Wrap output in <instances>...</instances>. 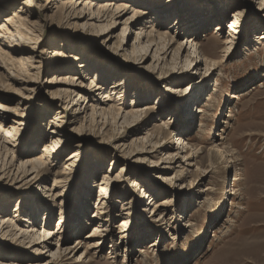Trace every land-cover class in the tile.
I'll return each mask as SVG.
<instances>
[{"label": "rangeland", "instance_id": "1", "mask_svg": "<svg viewBox=\"0 0 264 264\" xmlns=\"http://www.w3.org/2000/svg\"><path fill=\"white\" fill-rule=\"evenodd\" d=\"M20 1L16 0L12 8ZM34 1L36 5L45 2ZM104 1L111 0H98ZM112 1L131 6L125 17L134 12L142 14L136 26L131 28L126 52L117 48L121 26L117 27L109 43L102 44L96 37V29L82 26L81 22L61 15L60 9H53L29 19L35 25L32 34L43 62L40 73L28 78L31 80L29 86L11 82L0 69V96L8 99V108L27 117L18 129L17 143L12 142L17 145L14 157L10 154L4 161L5 155L0 156V217L10 218L13 222L10 226L15 232L31 226L27 220L35 222L33 230L39 237L41 231L54 229L61 219L60 239L65 240L66 247H77L78 250L76 253L70 251V254L60 252V257L50 258L48 254H37L34 251L37 247H31L28 239L20 241L4 237L0 239V262L179 264L186 256L189 257L186 264H264V44L257 39L264 33L262 0ZM215 4L218 7L216 13L213 11ZM53 5L59 6V1ZM155 11L160 12L159 22L153 21ZM233 14L236 15V29L231 34L228 51L224 52L228 47L222 44L227 36L225 26ZM200 20L205 22L203 29L191 28V33L182 29L188 27L189 22H192L191 27L194 23V27ZM140 27L147 31L153 29L154 36L157 33L167 36L175 50L178 45L185 46V39L196 31L201 64L191 71L183 67L188 45L174 71L171 56L162 68H154L150 57L144 63L131 58L127 53ZM52 51L65 52L66 58L71 61L77 58V63L82 61L87 68L88 65L95 67L89 72L83 70L86 89L91 81L103 83V92H97L94 100L102 99V93L113 83H118L122 76L120 84H124L120 93L111 96V104L126 112L141 111L137 116L139 122L136 119L137 122L129 127L133 120L130 117L119 127L111 124L102 127L101 122L91 124L81 119L72 122L66 117L59 121L61 133L52 139L50 121L59 107L50 103L48 92L56 87L46 81L52 75L77 74L75 67H69L71 64H67L68 70L61 65L59 73L47 71L44 65ZM205 61L216 65L211 76L205 73ZM195 63L193 61L191 68ZM117 65H122V71L115 68ZM101 72L105 74L101 75ZM197 82L193 87L207 82V93L192 111L200 109L203 114H197L191 129L186 130L178 120L177 108L185 102L187 87ZM134 89L139 90L138 96L147 93L149 97L130 100ZM86 93L81 94L84 100H92ZM226 94H238V98H229V105H225ZM76 98L71 95L62 107H68ZM218 118L225 123L216 127ZM179 130L187 147L199 150L196 166H186L182 160L185 153L180 154L176 149ZM147 132L154 136L153 143L167 147L156 154L144 153L152 150V144L148 147L146 143L132 141L144 137ZM48 142H57L59 153L52 152L53 159L34 173L37 177L13 179L3 176L1 169L7 162L14 159L18 165L31 156H38L43 144ZM216 146L222 149L219 155L211 151ZM72 153L73 159L66 162L70 166L64 169V161ZM171 156L176 161L174 168L156 171L155 164ZM203 171L210 172L205 176ZM33 176L34 179H30ZM103 178H107L108 186V194L101 205L104 234L90 243L101 242L100 250L86 254L88 246L82 243L98 223L93 213L98 205L97 186ZM53 180L61 201L58 199L54 204L41 201L38 205L42 194L47 195V190L52 187ZM133 182L137 187H130ZM28 208L31 211H26ZM217 211L222 214L216 216ZM78 219L85 227L77 233L75 221ZM123 219L128 227L125 233H120L118 227ZM154 241L158 247L148 249ZM198 241L201 242L197 245ZM51 243L56 244V239ZM112 253L114 259H108ZM78 260L79 263H74Z\"/></svg>", "mask_w": 264, "mask_h": 264}, {"label": "bare ground", "instance_id": "2", "mask_svg": "<svg viewBox=\"0 0 264 264\" xmlns=\"http://www.w3.org/2000/svg\"><path fill=\"white\" fill-rule=\"evenodd\" d=\"M15 1L16 0H0V69H3L6 72V77L8 78V80L18 84L19 86L22 85L29 86L31 80H29L28 78H32L38 75L42 70L41 68L43 67V62L41 61L40 58L41 53L37 51L38 48L36 46L37 40L33 35L34 34L33 31H35V25L32 22H30L29 19L35 16H37L38 18L39 14L43 12L44 13L52 12L53 9L58 11V9H60L61 10L60 14L63 15L65 18L74 20L76 23L81 22L80 24H82V26L96 29L97 31L96 37L98 40L102 42V44L109 43L110 40L114 38V32L117 29V27L121 26V31L119 33L121 39L118 42L117 48L119 49L118 51L126 52L127 49L125 48H127L128 46L129 36L131 35V28L136 26L135 25L136 22H138V19L142 15L141 12H134L130 17H125L126 13L131 8V6H128L126 3L118 4L112 0L104 1V2H98V0H57L59 1V6L53 5L56 0H44L45 2L43 5H36L34 0H21L20 3L17 4V6L12 8L14 6ZM213 6L215 7L213 10L215 11L214 13L218 12L217 10L218 7H216V4ZM9 9L11 12H9ZM260 9L261 11L264 12V0H262L260 4ZM155 12H156V17L153 18V21L159 22L160 12L159 11H155ZM144 14L145 12L143 13V15ZM191 23L192 22L187 23L188 27L184 26L182 28L186 33L188 32L191 33V28L200 27L201 29H203L205 26V22H201V20L198 22V25H195L194 27H193L194 23L192 24V27L190 25ZM227 24L228 25L225 26L227 29V36L224 38L222 42V44L225 46L231 44V34L235 33V29H236L235 14H233L232 18L227 22ZM215 29L217 32L218 28L215 27ZM153 31H154L153 29L151 31H147L145 27H140L138 31H136L135 39L131 45L129 52L127 53L131 58H135L137 59V61L144 63L150 57L152 62L155 64L153 66L154 68H158V67L162 68L166 65L167 58L171 56L170 61L174 65L172 66L174 71L175 66L179 65V62L181 61V56L185 51V47L188 45V51L184 56V60L182 63L184 65L183 67L186 68L187 71H191V70H195L196 67L201 64L202 59L199 54V51L197 50L198 37L196 35V31L193 30L194 35L185 39V43H186L185 46L183 44L178 45L176 50L171 48L172 43L169 42L167 36L161 33H157L154 36ZM257 39L258 41H262V44H264V33H262ZM228 48L229 46L225 47L224 52H227ZM69 50L70 49H68V51ZM190 50H192V52L189 55ZM16 55L26 56V57H18L14 59L13 56ZM65 55H66L65 52L60 53L58 51H52L51 57L47 59V62L44 65L46 66L47 71L48 70L53 71L54 73L60 72L58 69L61 65L65 66L66 69L69 67L72 68L75 67L77 72L75 76L65 75L63 77L61 76L55 77L54 75H52L51 78H48V80L46 81V84L50 85L51 87L52 86L56 87L54 90L48 92V98L51 104L54 105L58 104L57 106L59 107L58 110L54 111V117H52L50 121L51 131L49 133H51L50 134L51 138L52 137L56 138L57 134L61 133L59 131V121H61V119L66 117H68L72 122L77 120L79 121V119H81L82 122L83 121L90 122L91 124L93 123L95 124V122H101L103 124L102 127L105 125L107 126L108 124L115 125V127L116 126L119 127L120 125L126 123L127 120L131 117L133 120L130 122L129 127H132L134 125L133 122L134 123L137 122L138 113L141 111L136 110V111L126 112L125 110H123V108L121 107L118 108L111 104L112 101L111 96L115 95L116 93H120L119 90L122 89L121 86L124 84L123 82L120 84V79L122 78V76L119 77L120 79L118 80V83L117 82L113 83L112 86H110L109 89H107L108 92L106 91L104 94L102 93V97H101L102 99L98 101L94 100L95 97L93 96L95 94L97 95V92H103L104 88H103V83L101 84L100 82L99 84L96 81H95L96 83L94 81H91L89 87L87 86L88 88L87 89L85 88L83 83L84 80L83 70L89 72V69L93 68L92 65H88L87 68L86 63L83 64L81 61V63L78 64L77 61L79 60H77V58H73L71 61L68 58H66L67 55L66 56ZM191 58H193V61L196 62L192 68L191 66L193 65V61L190 60ZM205 62H206L205 73L208 75L210 74L212 75L213 72L215 71L216 65L212 63H208L207 61ZM67 64H71V65L69 67H66ZM121 66L122 65L120 66L117 65L116 67L115 66L114 67L117 68L119 71H122ZM104 74L105 73H102L101 75ZM115 75L116 73L114 72V76ZM258 75H255L254 77L257 78ZM263 75H264V71L262 73V76ZM196 84H198V82L187 87L189 90L187 89L185 90L184 93L185 102L181 103L177 108L178 120L182 122V128L186 130L191 129L190 127L192 126L193 121L199 114L200 115L203 114V111H201L200 109H198L197 111L194 110L192 111V108L195 105H199L200 102L203 100V96L206 95L207 89L205 86L207 85V82L204 85L202 84L201 86L193 87ZM215 91L216 90H213V92ZM85 92H87L88 95L92 96V100L87 102L86 100H84V97L81 94ZM138 93L139 90L134 89L132 92V96L130 97V100L133 99L137 100L138 98L140 99L142 97H147V98L149 97L147 93L144 95L140 94L139 96ZM71 95H74L77 98L74 101L72 100V102L68 104V107L63 108L62 107L63 104L66 103L67 99ZM237 96L238 94H231V95L226 94L223 103L226 105L228 104L227 102L229 101V98L237 99L238 98ZM8 102L9 101L7 98L0 96V156L3 154L5 155L4 161L7 160L10 154H12V156L14 157L13 155L14 148L17 145H15V143L12 144V142L17 143L18 129L20 126L24 124L23 122H25V119L27 118L24 117L23 114L16 113L15 109L8 108L7 107ZM89 102H91V104ZM171 107L173 108V105H171ZM219 117L220 118L222 117L221 114H219ZM220 123L223 124L225 122L224 121L220 122L218 118V120L215 123L216 127H219ZM180 130L179 133L176 134V139H175V144L177 145L176 149L180 151V154L185 153V155L182 157V160L187 163L186 166H190V167L196 166V159H197V155L199 154V150L187 147V144L183 139V135L181 136L180 134ZM216 136H219V134L218 135L216 134ZM153 139L154 136L151 133L147 132L144 137H138L132 142L146 143L145 145H148V147H150V145L152 144V150L150 149L151 151L144 152L147 153L148 155H151V153L156 154L158 150H163L165 147H167V146H160L157 142L153 143ZM56 144L57 142H48L46 144H43L40 150V154L38 156H31L27 158L25 161H20L18 165L14 163V159H11L10 162H7L6 166H4L3 169H1L2 170L1 173L3 174V176L6 175V177H11L13 179L19 177L21 179L22 177L24 178L27 176L29 177L30 175H34V173L37 174V170H39L40 168L42 169V167H44L45 164L49 163V159L52 158V154H53L52 152H54L55 155L59 153L58 149H56ZM211 151L217 155L222 153V149L217 146L214 148V150ZM175 156H177V154H175ZM73 157L74 154L72 153L64 161V166H63L64 169L70 166V164L66 162L72 160ZM172 157L173 156L167 157L168 160H163L160 162L158 161L154 166L156 171H166L169 169H173L176 161L173 160ZM163 164H168V165L163 166ZM121 171L122 169L119 170V173H121ZM209 172L210 171H203V175L206 176L209 174ZM34 176L37 177L36 175ZM34 176L33 178L30 179H34ZM146 177L149 176L147 175ZM56 187L57 185L53 180L52 187L47 190V195H45V193H43L44 195L42 194L43 197L41 198V200H39L38 205L42 204L41 201H43L45 204L47 202L54 204L53 202L57 201L58 199H60L61 201L60 194L55 192L57 190ZM130 187L135 188L137 187V184L133 182L132 185H130ZM97 189H98L97 191L98 205L96 204L97 206L95 209L97 210L93 213V217L97 219L98 223L97 225L92 227L91 235L86 236L85 238L87 240L83 241L82 243V244L85 243L88 246L87 248L88 251H86V254H88V252L92 250L94 251L100 250V248L98 247L101 245V242L98 243L93 242V244L90 243L95 238L102 236L104 234V230H103L104 224L101 218L103 209L101 208V205H103L104 203L103 201L105 200V197L108 194L107 178H103L101 180V182L97 186ZM225 193L223 196H225ZM220 202H222V200ZM26 211H31V209L28 208V210ZM32 214H34V212ZM221 214H222L221 211H217L216 216H220ZM27 222L31 223L30 224L31 226L26 227L25 230H20V232H15V229L10 226L11 223H13L12 220H10V218L7 217H0V239H3L4 237H10L11 239H17V240L21 239L20 241L28 239L29 240L28 243L29 245H31V247H37L34 250L37 254L39 255L48 254L47 257L50 258L58 257L60 252L69 253L71 251L72 253L75 251L74 253H76L78 251L76 250L77 247H66L65 240L62 241V239H60V237L62 236L61 219L57 223L54 229L47 228L45 231H41L42 235L40 237L37 236L36 234L37 232L33 230L35 222L34 224L30 222V220L29 221L27 220ZM187 225L188 227L190 226L188 223ZM44 227H47V225L45 224ZM75 227L76 229H78L77 230L78 233L79 230H81V228L83 229L85 226L82 225L80 219H78L75 221ZM127 227H128V223L126 219L121 220V224L118 227L121 229L120 233H125L126 232L125 229ZM203 234L204 232H202V235ZM48 236L51 237L49 238ZM55 239L57 243L56 244L51 243ZM38 240L41 241L37 242ZM199 242L201 241H198L197 245L200 244ZM77 244L79 245L80 243L77 242ZM55 246H56V250L53 251ZM156 247H158V245L154 241L150 246H148V249L150 248L153 249ZM195 252L196 250L193 251V253ZM113 254L114 253H112L108 259H114V257L112 256ZM188 260L189 257L185 256L179 264H186ZM74 263H79V260L75 261ZM0 264H5V263L0 262ZM44 264H50V263L47 262Z\"/></svg>", "mask_w": 264, "mask_h": 264}]
</instances>
